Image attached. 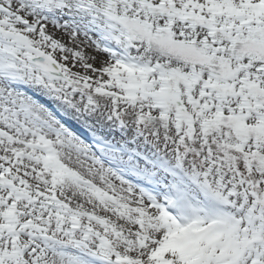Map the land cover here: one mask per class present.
Masks as SVG:
<instances>
[{
	"label": "snow or ice",
	"instance_id": "1",
	"mask_svg": "<svg viewBox=\"0 0 264 264\" xmlns=\"http://www.w3.org/2000/svg\"><path fill=\"white\" fill-rule=\"evenodd\" d=\"M0 264H264V0H0Z\"/></svg>",
	"mask_w": 264,
	"mask_h": 264
}]
</instances>
